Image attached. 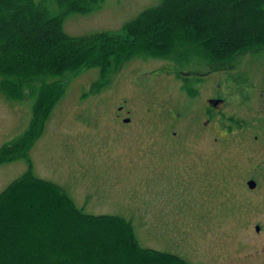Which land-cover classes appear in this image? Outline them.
I'll return each mask as SVG.
<instances>
[{
  "label": "rangeland",
  "instance_id": "obj_1",
  "mask_svg": "<svg viewBox=\"0 0 264 264\" xmlns=\"http://www.w3.org/2000/svg\"><path fill=\"white\" fill-rule=\"evenodd\" d=\"M159 1L104 0L96 12L68 15L63 29L70 35L125 34V23ZM243 18L242 24L249 23ZM203 27L198 31H206ZM187 49L182 43L167 56L126 58L98 92L90 90L96 68L65 79L63 94L29 151L33 172L63 187L88 214L130 220L144 248L178 255L189 264H264V163L256 168L254 158L249 161L251 152L243 146L247 132L231 126L229 135L219 138L213 126L199 122L202 97L213 91L222 96L225 86L209 77L200 96L190 97L178 72L193 67L206 72L211 63L197 53L188 55ZM249 54L245 71L260 85L264 47ZM32 104V97L8 100L0 93V147L27 129ZM26 170L22 159L0 164V192ZM250 177L259 184L255 191L246 186ZM88 236L84 244H94ZM101 236L98 242L105 248L108 238ZM53 243L49 252L57 254Z\"/></svg>",
  "mask_w": 264,
  "mask_h": 264
},
{
  "label": "trees",
  "instance_id": "obj_2",
  "mask_svg": "<svg viewBox=\"0 0 264 264\" xmlns=\"http://www.w3.org/2000/svg\"><path fill=\"white\" fill-rule=\"evenodd\" d=\"M103 3L0 0V93L8 100L33 98L27 129L0 147V164L19 159L27 164V170L0 192L4 263L8 258L7 264H70L71 253L74 264H189L178 255L142 247L124 217L86 213L63 187L34 174L29 151L63 94V81L80 69H98L90 86L98 92L108 86L124 59L167 56L182 43L191 48L188 55L197 53L211 66L227 64L240 53L264 47V0H160L125 23L121 27L125 34L64 31L68 15L96 12ZM243 17L249 23L242 24ZM203 26L206 31H198ZM87 235L94 244H84ZM100 235L108 238L106 249L99 245ZM51 240L57 254L49 252Z\"/></svg>",
  "mask_w": 264,
  "mask_h": 264
},
{
  "label": "flooded vegetation",
  "instance_id": "obj_3",
  "mask_svg": "<svg viewBox=\"0 0 264 264\" xmlns=\"http://www.w3.org/2000/svg\"><path fill=\"white\" fill-rule=\"evenodd\" d=\"M251 56L249 53L239 54L227 63L226 69L222 71L213 70L214 66H209L210 69L206 72H199V69L189 64L187 67H193L190 69L191 72H178V75L181 80V88L194 98L200 96V91L209 77L217 81V86L220 83L225 86L222 96L213 91L202 97L204 107L199 110L200 112L196 116L203 127L213 126L219 138L229 135L231 126L247 132L245 140L248 147L246 143L243 146H246L247 150L252 153L251 155L249 152V161L253 157L254 166L259 168L261 167L260 163H264V81L258 85L245 71ZM232 107L239 108L241 111L237 113ZM116 116L121 118L124 123L129 122V120L126 121L129 119L128 117L122 118L119 114ZM214 141H217V138H214ZM249 181H253L255 186L250 187ZM256 181L252 177L248 178L247 188L252 191L257 190L259 184L257 185Z\"/></svg>",
  "mask_w": 264,
  "mask_h": 264
},
{
  "label": "water",
  "instance_id": "obj_4",
  "mask_svg": "<svg viewBox=\"0 0 264 264\" xmlns=\"http://www.w3.org/2000/svg\"><path fill=\"white\" fill-rule=\"evenodd\" d=\"M128 120H129V119H127L126 121H128ZM248 185H249L250 187H254V186H255V183H254L253 181H249V182H248ZM255 230H256V231H259V226H256V227H255Z\"/></svg>",
  "mask_w": 264,
  "mask_h": 264
}]
</instances>
